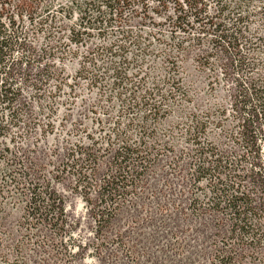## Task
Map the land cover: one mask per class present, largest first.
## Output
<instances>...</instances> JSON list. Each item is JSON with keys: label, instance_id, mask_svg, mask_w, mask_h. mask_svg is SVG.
Returning <instances> with one entry per match:
<instances>
[{"label": "trees", "instance_id": "trees-1", "mask_svg": "<svg viewBox=\"0 0 264 264\" xmlns=\"http://www.w3.org/2000/svg\"><path fill=\"white\" fill-rule=\"evenodd\" d=\"M186 58L206 85L223 89V102L203 111L193 105L199 97L188 95L196 82L188 78ZM66 62L76 63L71 74ZM82 85L98 90L97 102L116 101L120 117L138 118L118 116L112 126L95 118L105 133L101 145L92 142L82 120L92 111L79 98ZM78 100L83 117L70 123L65 136L83 134L89 143L63 139V160L44 180L29 155L37 146L31 143L30 150L14 140L27 139L36 126L52 132L51 123L31 118H52L63 102L65 116H72ZM176 100L191 104L184 123L173 127L181 148L154 134ZM12 127L21 132L7 138ZM213 130L218 134L208 135ZM262 145L264 0H0V263L26 264L23 246L4 239L7 204L22 201L28 227L42 223L61 236L68 230L50 181L60 170L84 192L97 161L111 155L95 198L83 194L97 202L90 216L98 236L132 200L144 174L164 162L187 167V183L199 193L187 192L191 202L182 212L209 214L222 229L213 241V264H264Z\"/></svg>", "mask_w": 264, "mask_h": 264}, {"label": "rangeland", "instance_id": "rangeland-1", "mask_svg": "<svg viewBox=\"0 0 264 264\" xmlns=\"http://www.w3.org/2000/svg\"><path fill=\"white\" fill-rule=\"evenodd\" d=\"M17 1L15 0V3ZM134 24L136 25V22ZM22 26L24 29L28 27L25 18ZM163 34L166 35L165 32ZM192 62L190 58H186L184 67L187 68L188 78L191 77L196 82L188 94L199 97L197 103L193 101V105L197 104L203 111L217 102H223V89L206 85L208 80L203 75L202 77L197 75ZM64 69L66 73L71 74L76 69V63L66 62ZM78 95L81 100L86 101V108L92 109L91 112H86L84 117L81 114L82 110L77 114L80 108L79 100L72 106V116L69 113L68 117L65 116L67 113L65 103L56 104V112L52 118H31L40 120L41 123H51L52 132L49 130L41 133L42 126H36L31 128V135L27 139L14 140L16 146L24 148L28 146L30 150L31 143L37 146L29 155H32L41 166L44 180H49L51 172L56 170L63 160V139H67L69 143L75 139L82 140V143L84 141L85 145L89 143V140L83 138V134L80 138L76 135L65 136V132L70 129V123L83 117L87 132L92 134L91 141L101 145L100 138L105 130L103 133L99 131L93 120L106 118L111 121L109 125L112 126L114 119L119 116L116 101L108 103L104 98L96 101L99 97L97 89L88 90L82 85ZM96 103L99 108L94 106ZM175 103L177 106L172 108L171 114L159 120L158 124L155 123L154 134L161 138L174 139L176 146L181 148L183 141L180 132L173 127L180 122L184 123L183 118H187L185 112L190 109L191 104L186 105L178 100ZM31 109L37 112L38 106L32 104ZM133 116L130 113L119 118H138ZM24 119L27 118H22ZM20 132L18 127H12L7 138L12 135L18 136ZM217 134L218 131L213 130L208 135ZM261 158L264 160V145L261 147ZM112 159L110 155L97 161L94 172L90 174L92 186L84 191L88 192L90 198L97 195V186L108 172ZM187 172V167L173 169L164 162L155 165L138 182L132 200L121 205L114 218L98 236L90 216V210L97 202L87 201L81 187L75 189L76 179L62 174L59 170L56 179L50 183L58 194L59 207L68 231L57 236L52 228L42 223L31 224L28 227L23 219L21 201L16 202L14 206L12 203L5 206L4 239L11 247L23 246L26 264H213L216 254L213 241L215 235L217 233L219 235L222 229L209 214L196 216L186 210L182 212L191 202L190 192L199 195L196 187H193L191 182L187 183L189 178ZM10 238L15 245L10 242ZM19 242L21 243L18 244ZM100 242L103 244L95 251L94 246ZM11 259L13 260V257L9 260Z\"/></svg>", "mask_w": 264, "mask_h": 264}]
</instances>
